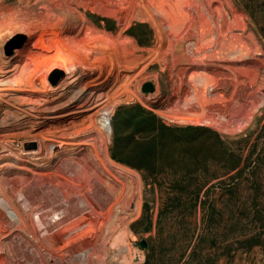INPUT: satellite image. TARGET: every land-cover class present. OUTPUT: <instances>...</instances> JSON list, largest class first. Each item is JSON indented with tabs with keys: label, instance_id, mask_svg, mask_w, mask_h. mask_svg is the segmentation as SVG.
<instances>
[{
	"label": "rangeland",
	"instance_id": "374dc122",
	"mask_svg": "<svg viewBox=\"0 0 264 264\" xmlns=\"http://www.w3.org/2000/svg\"><path fill=\"white\" fill-rule=\"evenodd\" d=\"M0 22L25 30L0 84L12 85L0 156L10 147L34 169L52 146L74 148L91 169L98 137L139 181V213L116 253L138 249L136 264H264V0H0ZM49 89L53 102L39 108ZM239 159L244 170L230 171ZM110 180L125 194V181Z\"/></svg>",
	"mask_w": 264,
	"mask_h": 264
},
{
	"label": "bare ground",
	"instance_id": "6f19581e",
	"mask_svg": "<svg viewBox=\"0 0 264 264\" xmlns=\"http://www.w3.org/2000/svg\"><path fill=\"white\" fill-rule=\"evenodd\" d=\"M23 1L28 8L39 7L42 2ZM24 32L15 23L0 22V84L7 80L11 55L8 46ZM11 86L0 91V119L4 103L9 99L6 91ZM66 93L67 89L62 95ZM51 95L49 89V99H43L38 107L51 104ZM111 111L112 108L108 109V114ZM92 139L101 155L92 157L94 168L91 169L74 163L72 159L77 150L74 148H58L55 152L52 146L45 151L43 164L34 162L35 168L28 169L18 164L24 156L2 146L9 154L0 156V264H136L142 259V252L130 245L119 253L115 250L116 243L127 240L129 222L139 213L138 177L128 168L110 161L102 139ZM40 149L43 150L41 145ZM56 160L60 162L54 163ZM12 166L18 170H10ZM52 168H56L55 174L45 172ZM20 170H28L30 176L22 179ZM11 174L18 176L12 186L3 181ZM102 175L107 180H101ZM110 176L127 183L125 194L120 193ZM42 240L51 251L44 247ZM93 256L98 257L92 260Z\"/></svg>",
	"mask_w": 264,
	"mask_h": 264
},
{
	"label": "trees",
	"instance_id": "16d2710c",
	"mask_svg": "<svg viewBox=\"0 0 264 264\" xmlns=\"http://www.w3.org/2000/svg\"><path fill=\"white\" fill-rule=\"evenodd\" d=\"M241 166V161L239 159V162L237 164H232L230 167V171L237 170V173H241L244 169L240 168Z\"/></svg>",
	"mask_w": 264,
	"mask_h": 264
},
{
	"label": "water",
	"instance_id": "95a60500",
	"mask_svg": "<svg viewBox=\"0 0 264 264\" xmlns=\"http://www.w3.org/2000/svg\"><path fill=\"white\" fill-rule=\"evenodd\" d=\"M57 83V82H56ZM151 89V85L150 84H146L145 86H144V88H143V91L144 92H147V91H149Z\"/></svg>",
	"mask_w": 264,
	"mask_h": 264
}]
</instances>
